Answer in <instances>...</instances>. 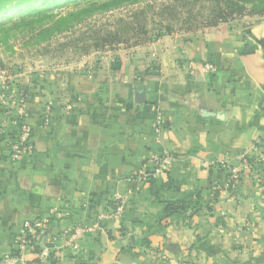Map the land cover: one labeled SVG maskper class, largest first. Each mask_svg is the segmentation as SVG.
<instances>
[{
    "label": "crops",
    "instance_id": "0c3cea01",
    "mask_svg": "<svg viewBox=\"0 0 264 264\" xmlns=\"http://www.w3.org/2000/svg\"><path fill=\"white\" fill-rule=\"evenodd\" d=\"M84 64L47 67L41 88L21 78L4 90L28 93L35 152L10 161L18 129L0 106V261L18 256L25 224L48 221L12 264H264V17ZM165 152L173 166L155 178L150 156ZM247 155L260 156L259 173ZM231 168L241 171L235 190ZM118 197L123 217L100 220ZM175 201L190 207L167 216ZM97 223L73 246L76 227Z\"/></svg>",
    "mask_w": 264,
    "mask_h": 264
},
{
    "label": "rangeland",
    "instance_id": "374dc122",
    "mask_svg": "<svg viewBox=\"0 0 264 264\" xmlns=\"http://www.w3.org/2000/svg\"><path fill=\"white\" fill-rule=\"evenodd\" d=\"M71 1L75 0H25V2L29 3L12 10L9 8L10 5L19 1L12 0L9 3L1 4V9H6L7 11L0 13V22L13 20L6 28L0 29V75L12 77L8 82L15 83L14 81L18 79L28 78L30 83H33L31 79L34 76L42 75V71L47 69V67L54 68L55 71H61L59 69H64L62 67H71V72L77 67H85L86 64L84 63L96 65L106 55L108 57L125 55L126 52H131L138 47L157 41L165 35H171L165 32L168 25H171L174 30L173 33H193L211 28L204 27L203 20L200 19L198 22L199 29L181 31L186 29L181 22H172L167 17L158 16L159 7L168 2L171 3L173 0H96L92 2L94 6L83 4L82 10L74 8L75 3H70ZM240 1H245L248 11L244 17L236 18L229 22L230 25L235 27L246 26L261 18L258 15L251 14L253 12L252 7L258 0ZM152 8L155 10L151 11L150 9ZM38 10L50 11L44 13L45 16L42 15L30 20L28 25L14 26V24L20 25L19 18L21 16L35 13ZM84 10L90 11L86 16L80 17L84 19V22H81L82 20L79 18L71 20L70 24H68L67 27H71L73 30L66 32L65 27L61 25L60 29L40 35L43 29L51 30L60 17L77 15ZM142 11H145L144 17L147 19L148 36L146 38H143L141 34L137 36L132 34L126 43H113V45L101 51L83 56L76 55L72 47L64 50L59 46L67 41L66 37H80L82 33L87 32L91 28L103 29L104 26H108L107 29L113 30L115 25L121 20L133 22L135 14L139 15V20H141ZM46 37L50 38V41H47ZM141 40H143V43ZM48 45L49 47H47Z\"/></svg>",
    "mask_w": 264,
    "mask_h": 264
},
{
    "label": "trees",
    "instance_id": "16d2710c",
    "mask_svg": "<svg viewBox=\"0 0 264 264\" xmlns=\"http://www.w3.org/2000/svg\"><path fill=\"white\" fill-rule=\"evenodd\" d=\"M12 0H0L1 4L9 3ZM19 2H15L10 5L9 8L18 9L29 2H25V0H16ZM34 1V0H31ZM36 1H45V0H36ZM62 1V0H59ZM96 0H75L70 3H75L74 8H80L83 4H90L94 6L92 2ZM203 6V7H202ZM151 8V7H150ZM252 15H258L260 17H264V0H258L255 5H253ZM82 10V9H81ZM155 10V9H150ZM3 11H7L6 9H1L0 13ZM48 11H36L35 13L23 15L19 18V23L14 24V26H22L28 25L29 21L32 19H36V17H41L44 13ZM248 11L246 7L245 1L240 0H173V2H168L167 4L161 5L159 7L158 16L167 17L172 22H181L182 26H185L186 29H182L181 31H193L197 30L199 20H203L204 27H218L220 24L229 23L236 18H241L246 15ZM90 11L84 10L79 12L77 15H70L67 17H60V19L54 24L51 30L43 29L42 34L49 33L52 30L60 29L61 25L65 27L66 32L69 30H73L71 27H67L70 24L71 20L79 19L83 15H87ZM145 11L141 12V20H139L140 16L135 14L133 18V22H128L121 20L119 21L113 30L107 29L108 26H104L103 29H94L91 28L80 35V37H66L67 40L64 43H61L59 46L61 49H66L68 47L73 48V52L76 55L83 56L89 55L93 52L101 51L108 46L113 45V43H126L131 35H142L143 38L148 36L147 29V19L144 17ZM207 15V16H205ZM45 16V15H44ZM144 17V18H143ZM81 22H84L83 18H80ZM13 20H5L0 22V29L6 28L9 23ZM165 32L168 34H172L174 30L171 25L165 29ZM74 35V33H72ZM47 41H50V38H45ZM143 43V40H141ZM141 43V44H142ZM49 47V45L47 46ZM36 86L41 88L43 83L40 76L34 78L32 81ZM258 146L262 147V143L260 142ZM260 161H255V159L250 160L249 171L258 172L260 171ZM190 207V202L185 201H175V202H167L165 206L166 214L169 216L174 213L185 212L187 208Z\"/></svg>",
    "mask_w": 264,
    "mask_h": 264
},
{
    "label": "built area",
    "instance_id": "2783aa9c",
    "mask_svg": "<svg viewBox=\"0 0 264 264\" xmlns=\"http://www.w3.org/2000/svg\"><path fill=\"white\" fill-rule=\"evenodd\" d=\"M202 70L211 74L216 71V68L212 64H206L202 67ZM12 77H6L0 75V106L7 109V123L14 124L18 131L16 138L9 143V159L13 162H19L27 157H31L35 152V144H34V127L31 124V119L29 113L27 111V104L29 101L28 93L25 90H19L16 93H4V90L7 87L8 81L11 80ZM40 78H43V75H40ZM54 110L55 105L52 101H46L43 105V111L40 118L41 129L43 131H49L54 119ZM162 121L159 119L156 122V135L160 134ZM255 159V161H260V156L257 155H247L242 164L249 168L250 160ZM149 162L153 165V177H158L161 174L168 172L174 163L173 156L165 152L163 155H151ZM230 176L228 182V188L237 189L241 182V171L236 168L230 169ZM125 213V200L118 197L115 199L114 208L110 212L103 214L100 217L102 219L109 220H120ZM48 221H36L33 224L27 223L25 224L22 232L20 240L17 244L18 256L12 259H6L0 261V264H12L13 261H17L23 255L27 244H29L28 237L34 236L37 231L45 229L47 227ZM101 227L97 223L94 227L86 228V227H76L74 231H72V242L73 246H76L74 243L77 239H80L84 234L90 232H96V230H100Z\"/></svg>",
    "mask_w": 264,
    "mask_h": 264
},
{
    "label": "water",
    "instance_id": "95a60500",
    "mask_svg": "<svg viewBox=\"0 0 264 264\" xmlns=\"http://www.w3.org/2000/svg\"><path fill=\"white\" fill-rule=\"evenodd\" d=\"M136 98L138 103H145V92L144 91H138L136 92Z\"/></svg>",
    "mask_w": 264,
    "mask_h": 264
}]
</instances>
